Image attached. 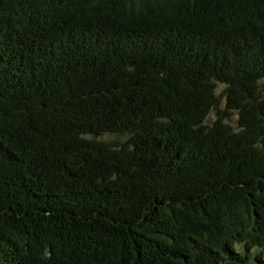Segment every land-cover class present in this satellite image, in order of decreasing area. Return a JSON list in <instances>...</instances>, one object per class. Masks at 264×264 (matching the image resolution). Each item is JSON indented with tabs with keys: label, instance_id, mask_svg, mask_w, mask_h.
Here are the masks:
<instances>
[{
	"label": "trees",
	"instance_id": "1",
	"mask_svg": "<svg viewBox=\"0 0 264 264\" xmlns=\"http://www.w3.org/2000/svg\"><path fill=\"white\" fill-rule=\"evenodd\" d=\"M263 258L264 0H0V264Z\"/></svg>",
	"mask_w": 264,
	"mask_h": 264
},
{
	"label": "rangeland",
	"instance_id": "2",
	"mask_svg": "<svg viewBox=\"0 0 264 264\" xmlns=\"http://www.w3.org/2000/svg\"><path fill=\"white\" fill-rule=\"evenodd\" d=\"M220 89H221V88H219V90H220ZM214 117H215V115L212 114V116H211L210 119H209V122H212L213 119H214ZM233 124H234V126H236V121H235V122L233 121ZM102 138L105 139V141H108V142H117V141H118V138L115 137V136H103ZM257 252H258V251L256 250V253H257ZM263 260H264V258H263ZM251 264H258V263L255 262V261H252Z\"/></svg>",
	"mask_w": 264,
	"mask_h": 264
}]
</instances>
